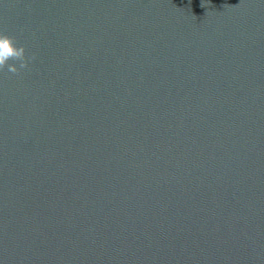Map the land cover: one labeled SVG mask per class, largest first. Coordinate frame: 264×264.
<instances>
[{"label": "water", "instance_id": "1", "mask_svg": "<svg viewBox=\"0 0 264 264\" xmlns=\"http://www.w3.org/2000/svg\"><path fill=\"white\" fill-rule=\"evenodd\" d=\"M0 34V264H264V0H0Z\"/></svg>", "mask_w": 264, "mask_h": 264}, {"label": "clouds", "instance_id": "2", "mask_svg": "<svg viewBox=\"0 0 264 264\" xmlns=\"http://www.w3.org/2000/svg\"><path fill=\"white\" fill-rule=\"evenodd\" d=\"M201 6L203 7L204 5L202 4ZM16 43L15 38L0 34V71H3L7 65L9 72L19 75V69L27 67L25 49L23 46L17 47ZM31 59H35V57H29V60ZM9 61L19 62V69L15 64H8Z\"/></svg>", "mask_w": 264, "mask_h": 264}]
</instances>
